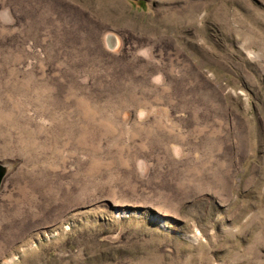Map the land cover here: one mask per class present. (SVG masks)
<instances>
[{
  "label": "rangeland",
  "instance_id": "rangeland-1",
  "mask_svg": "<svg viewBox=\"0 0 264 264\" xmlns=\"http://www.w3.org/2000/svg\"><path fill=\"white\" fill-rule=\"evenodd\" d=\"M0 264H264V0H0Z\"/></svg>",
  "mask_w": 264,
  "mask_h": 264
},
{
  "label": "water",
  "instance_id": "water-1",
  "mask_svg": "<svg viewBox=\"0 0 264 264\" xmlns=\"http://www.w3.org/2000/svg\"><path fill=\"white\" fill-rule=\"evenodd\" d=\"M4 176H5V168L3 165L0 164V186L3 182Z\"/></svg>",
  "mask_w": 264,
  "mask_h": 264
}]
</instances>
